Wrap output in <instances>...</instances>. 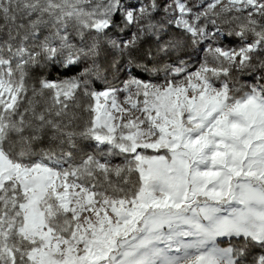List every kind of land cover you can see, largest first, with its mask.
Segmentation results:
<instances>
[{
	"label": "snow or ice",
	"instance_id": "6c2138e0",
	"mask_svg": "<svg viewBox=\"0 0 264 264\" xmlns=\"http://www.w3.org/2000/svg\"><path fill=\"white\" fill-rule=\"evenodd\" d=\"M0 264H264V0H0Z\"/></svg>",
	"mask_w": 264,
	"mask_h": 264
}]
</instances>
